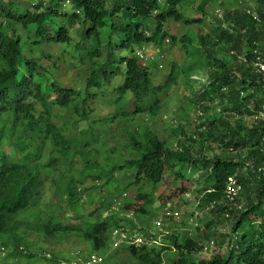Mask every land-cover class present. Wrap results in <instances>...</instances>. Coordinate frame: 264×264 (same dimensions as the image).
<instances>
[{
    "label": "trees",
    "instance_id": "obj_1",
    "mask_svg": "<svg viewBox=\"0 0 264 264\" xmlns=\"http://www.w3.org/2000/svg\"><path fill=\"white\" fill-rule=\"evenodd\" d=\"M159 1L71 0L72 8L79 9L82 14L84 30L81 36L93 39L94 47L86 51L90 66L81 107L75 101L80 93L62 89L60 85L53 83L51 89L55 95V105L64 109L72 108L76 114H80L82 121L87 122L84 109L86 98L90 96L88 91H100L110 86L116 77H121L122 84L114 92L118 98L129 95L134 100V113H144L141 105L150 94L164 93L170 97L180 74L188 77L198 72L197 74H203L207 78L204 93L215 100L217 105L220 104L219 113L234 112L249 118L264 111V87L252 68L256 56L254 50L264 58V29H256L245 16L242 5L247 0H240V9L225 15L224 23L234 24L232 34L219 26L213 31L211 28L206 34L195 36L189 33L179 39L165 33L167 21L172 20L187 27L200 24L208 10L220 5L218 0H196L199 2L196 12L202 17L191 21H185L177 9L183 7L186 0H166L163 9ZM252 1L259 6L264 5V0ZM36 2L32 11L21 13L13 0H0L1 241L10 238L14 254H23V249L30 246L26 240L27 232L36 233L44 241L78 237L84 243L91 244L95 251H106L112 234L120 228L119 222L114 221L112 216L96 223L89 231L84 229L80 215L76 212H73L68 221L58 223H54L50 216L45 217L46 221L37 220L35 223L19 219L27 209L38 208L43 184L40 175L41 153L26 151L21 161H15L5 151L4 144L15 139L17 133H25L31 142L43 146L47 141L51 143L56 157H49L47 166H51L52 162H59L57 164L60 166L68 164L67 167H71L72 158L82 160L81 169L67 174L65 200L70 208L80 200L78 187L85 182L84 173L94 170L89 165L88 147L91 142L86 133L82 132L76 139L66 140L51 122L49 104L36 82L39 76L37 65L33 60L23 57L24 43L16 33L18 26H36L35 36L44 43H68L67 29L61 27L56 31H46L44 23H54L62 15L72 21L78 20L79 16L61 14V6L63 8L66 0H52L48 7L44 0ZM108 2L111 3L110 6ZM260 16L263 18L264 14L260 13ZM116 17L121 22L117 29L113 24V18ZM150 21L155 23L154 29L148 25ZM245 26L248 29L242 33L241 28ZM116 30L118 35L114 34ZM166 39L171 47L181 45L185 50V61L183 67L172 64L165 82L155 87L151 81L150 69L137 59L135 51L151 45L162 48ZM103 44L106 46L105 59L102 63H96L94 60L102 57L100 48ZM221 53L227 54L229 59L220 57ZM121 66H124V71ZM177 69L182 71H176ZM256 97L257 100L252 103ZM237 105L242 108L237 110ZM159 108V100L154 99L147 109L150 115L155 116ZM129 117V113L118 111L110 118L94 122L112 124ZM233 123L231 125L226 117L213 118L198 123L191 135L178 128L173 133L178 137L179 147L173 148H166L151 131L139 133L134 127L125 130L126 138L138 158L125 163L128 169L134 171V176L133 182L128 185L129 191L122 210L145 215L150 212L154 195L162 194L171 202L176 201L185 195L186 184L195 180H199L200 186L202 182L206 184L201 204L215 218L226 209L220 206L226 205L224 195L229 179L240 186L238 197L243 195L248 201L247 209L242 213L238 212L231 229L232 234L227 238L229 251L225 256L219 255L209 261L200 260L198 254L201 253L202 246L191 238L182 237V233L178 232L165 237L168 246H157V249L127 246L129 255L139 263L164 264L162 255L174 251L177 253V260L169 264H232V260L235 261L233 264H264V120L254 121L248 128L242 119L234 120ZM207 142H213L214 148L220 151L212 159L202 155L204 150L213 151ZM18 144L16 141L13 146L22 148ZM240 150L246 151L247 155L237 159ZM231 153H235L237 157ZM93 179L103 180L108 184L112 177L110 172L99 170ZM250 190H253V195ZM108 209L109 205L100 203L89 217L91 219ZM213 224L212 220L208 222L206 230L210 231ZM20 230H23L22 234ZM209 234L206 233V237Z\"/></svg>",
    "mask_w": 264,
    "mask_h": 264
},
{
    "label": "rangeland",
    "instance_id": "obj_2",
    "mask_svg": "<svg viewBox=\"0 0 264 264\" xmlns=\"http://www.w3.org/2000/svg\"><path fill=\"white\" fill-rule=\"evenodd\" d=\"M165 1H159L161 9L164 8ZM13 2L19 7L21 13L32 11L34 5L37 4L36 0H13ZM44 2L46 7H48L51 5L52 0H44ZM218 2L219 6L208 10L206 16L202 17L195 9L199 2L186 0L183 7L177 8L183 15L184 20L191 21L202 17L204 21L187 27L169 20L164 27L165 33L169 37L172 36L177 39L189 33L195 36L209 33L211 28L213 31L222 25L224 15L229 11L240 8V0H218ZM70 5L72 6V3ZM108 5L110 6L111 3L108 2ZM216 9L219 10L215 12ZM61 11V14L65 15H71L70 13L72 12L71 8H62V6ZM78 16L79 18L76 21L65 19L64 15H62L58 16L54 23L50 21L44 23L46 31H56L61 27L67 29L68 43H44L35 36L36 26L28 28L18 26L16 33L24 43L22 49L23 57L33 60L37 65L39 76L36 78V82L40 85L46 102L49 104L51 122L66 140L76 139L82 132L86 133V137L91 142L88 147L90 151L89 165L93 166L94 170H88L84 173L85 182L78 187L80 200L70 208L66 205L65 200L67 174H73L76 169H81L82 160L77 157L72 158L73 165L71 167H67L68 164L60 166V164H57L59 162H52L51 166H47L48 158L56 157L51 143L47 141L43 146L40 143L31 142L25 133H17L15 139L8 144H4L5 151L15 161H21L26 151L32 154L41 153L40 175L43 184L38 208L27 209L19 219L35 223L37 220L46 221L45 217L50 216L54 223H58L68 221L73 212H76L80 215V221L84 229L89 231L96 223L108 216H112L114 221L119 222V229L124 228L126 231L140 230L153 237L155 241L160 243V246H168V242L165 239L167 235H175L181 232L182 237L193 239L202 246V249L209 242L214 243L213 247L198 254L200 260L209 261L219 255L225 256L229 251V239L227 238L232 234L231 229L238 212L242 213L247 209L248 201L243 195L239 196L234 203L220 206L226 209L224 208L225 210L215 218L201 204V197L204 194L203 190L206 184L202 182L200 186L199 180L188 182L185 195L176 201L171 202L167 196L162 194L160 196L154 195L150 204V212L145 215L129 214V222L120 220L122 213L125 212L122 209L114 211L113 214H107L104 211L90 219L89 214L100 203H103L104 206L109 205V209L113 205L115 206V203H120V196L122 193L129 191V189L127 190L128 185L133 182L134 171L128 169L125 163L138 158V155L126 138V129L134 127L139 133H144L146 130L151 131L164 143L166 148H173L179 147L178 137L173 133L178 128L182 129L184 133L191 135L194 133L195 126L198 123L210 121L213 118L217 119V117H226L231 125L234 124V120L242 119L247 128L251 125L252 120L251 117L244 118V115L239 113H219L220 104L217 105L215 100H212L204 93V89L207 88L204 85L207 78L203 74H197L198 72L188 77L180 74L177 85L173 88L170 97L164 93L150 94L141 105L144 113H134V100L129 95L126 94L122 98H118L114 92V89L122 84L123 79L121 77H116L110 86L100 91L94 89L88 91L90 96L86 98V108L84 109L85 113H87V122L82 121L80 114H76L72 108L57 107L55 105V95L51 89L53 83L60 85L62 89H71L80 93L81 95L75 100L79 107H81L80 104L85 92L88 68L90 66L86 51L94 47V42L93 39L81 36L84 30L81 11ZM113 24L117 29L121 24L119 18H113ZM148 25L152 29L155 27L153 21H150ZM224 27H226L225 24ZM114 34L118 35L117 30ZM147 49L156 53L153 60L145 63L150 69L153 86H160L165 82L172 64L183 67L185 50L180 44L176 47H171L169 42V44H163L162 48L151 45ZM100 50L102 57L95 59L96 63H102L105 59V44L101 46ZM220 57L229 59L227 54L224 53H221ZM259 57L264 60L260 54ZM258 60L261 61L260 59ZM256 63L253 64V69H255ZM160 65L161 67H159ZM121 70L124 71V66H121ZM176 71L182 70L177 69ZM154 99L159 100L160 108L158 113L152 116L147 108L154 102ZM256 100L257 97L254 98L252 103ZM236 108L238 110L242 106L237 105ZM118 111L129 113L130 117L124 120H116L112 124L94 122L110 118ZM16 141L19 142L18 145L22 146V148L18 149L13 146ZM207 143H209L213 151L211 149L204 150L202 155L207 159H212L220 151L214 148L213 142ZM240 151L241 153L237 154V159H242L247 155L246 151ZM231 155L236 156L235 153H231ZM99 170L110 172L112 179L108 184L104 182V177V181L93 179L97 176ZM95 182H100L103 188L96 190ZM84 189L87 191L84 192ZM250 192L253 195V190H250ZM121 203L124 204V201H121ZM174 211L178 213V218L172 217ZM232 212H234L233 215H230ZM211 220L215 225L213 224L210 231H207L205 228L206 224ZM119 231L112 237L108 249L99 252L95 251L91 244L84 243L75 236V238L61 237L55 241H44L36 233L29 234L27 232L26 240L30 246L23 249V254H14L12 240L8 238L9 240L5 239L6 241L3 240L2 242L0 237V264H85L87 257L92 255H99L102 258V264H141L129 255L126 250L127 243L119 240ZM22 232L23 230H20V234ZM206 233L210 234L206 237ZM158 245L151 247L157 249ZM76 252L79 255L74 257L73 255ZM27 255H30V257L28 258ZM162 259L164 264H169L177 260V253L174 251L165 252L162 255ZM234 262L232 260V264Z\"/></svg>",
    "mask_w": 264,
    "mask_h": 264
},
{
    "label": "built area",
    "instance_id": "obj_3",
    "mask_svg": "<svg viewBox=\"0 0 264 264\" xmlns=\"http://www.w3.org/2000/svg\"><path fill=\"white\" fill-rule=\"evenodd\" d=\"M70 4H71V0H66V2L63 4V7L64 8L70 7L71 6ZM75 13L79 14V11H75ZM252 17L258 27L260 28L264 27V21L259 19L255 13L252 14ZM253 53L256 55L253 64L256 63V61H258L255 64V69H253V71L258 76L259 83L264 87V60H262L259 57V52L257 50H254ZM136 54L139 57V59H143V60H147L148 57L152 55L150 52L142 51V50L138 51ZM258 59H260L261 61H259ZM241 95H243V93H241ZM251 120H252V123L254 121H259V120L263 121L264 111L258 112L256 115L251 116ZM240 190H241L240 186L237 185L233 179H229L226 192L224 195V203L226 204L234 203V201L237 199L239 195ZM172 217L178 218V213L174 211ZM116 232L113 233V236L114 234L116 235ZM118 236L121 240H128L129 245H133L135 247L150 246L151 244L155 243L150 237L140 234L137 231L132 232L130 237H128L127 234H125L123 231L121 232L119 231ZM213 245H214L213 242H209L206 245V247L203 248L202 251H206L208 248L213 247ZM100 263H102V258L99 256H91L86 261V264H100Z\"/></svg>",
    "mask_w": 264,
    "mask_h": 264
},
{
    "label": "clouds",
    "instance_id": "obj_4",
    "mask_svg": "<svg viewBox=\"0 0 264 264\" xmlns=\"http://www.w3.org/2000/svg\"><path fill=\"white\" fill-rule=\"evenodd\" d=\"M239 5H240V2H239ZM240 7H241V5H240ZM242 7H243V12H244V14H245V16L253 23V25H254V27H256V29H263V27L262 28H260V27H258L257 25H256V23H255V21H254V19H253V17H252V14L253 13H255L256 15H257V17L259 18V19H261L262 21H264V17L262 18L261 16H260V13H263L264 14V5L263 6H259L256 2H254V1H252V0H247V2H246V4H243L242 5ZM64 8V7H63ZM69 8H71V15H73V14H75V15H80V10L78 9V10H74L73 8H72V6H70ZM240 9V8H239ZM217 10H219V9H216L215 10V12L217 11ZM75 11H79V14H76L75 13ZM231 11H229L228 13H230ZM249 12V13H248ZM71 15H68V16H71ZM224 18H225V15H224ZM224 24L226 25V27H224ZM224 29H227L231 34L234 32V24L233 23H224V20H223V22H222V25H221ZM246 29H248L246 26L245 27H242L241 28V32L242 33H245V31H246ZM163 44H169V40L168 39H166L165 41H164V43ZM150 47V46H149ZM148 47V48H149ZM148 51V52H150L152 55L150 56V57H148V59L147 60H143V59H139V57L137 56V52L138 51ZM155 52L154 51H151V50H149V49H147V48H142V49H137L136 51H135V56L137 57V59L138 60H140V61H142V62H144V63H146V62H148L149 60H153V58H154V56H155ZM241 59H243V60H245V58H242L241 57ZM159 67H161V65L159 66ZM252 68H253V64H252ZM99 184V185H98ZM94 186H95V189L96 190H101V188H103L102 187V185H101V183L100 182H95L94 183ZM79 190V189H78ZM127 196V193H122V195L120 196V203H115V206L113 205V207L111 208V209H109V210H107V211H105L104 213H107V214H110V213H114V211L116 212V211H120V209H122V207H123V202L121 203V201H124V199H125V197ZM224 204H226V203H224ZM228 204H226L225 206H227ZM122 211H124V210H122ZM123 215L120 217L121 219L120 220H122V221H126V222H129L130 220H128L130 217H129V214H133V212H128V211H125V212H123L122 213ZM118 230H120V232L121 231H123L125 234H127V236L128 237H130L131 236V233L132 232H135V231H137V232H139L140 234H143V235H145V236H148L147 234H145L144 232H141L140 230H136V229H133V230H131V231H126V230H124V228H121V229H118ZM117 230V231H118ZM116 232V231H115ZM112 237H113V234H112V236H111V241H112ZM148 237H150L155 243H153V244H151L150 246H140V247H146V248H150L151 246H153V245H158V246H160V243H158L157 241H155L154 239H153V237H151V236H148ZM119 240H121V239H119ZM121 241H124V242H126L127 243V245L128 246H133V245H129V243H128V240H121ZM135 247V246H134ZM137 248H139V247H137ZM203 250V249H202ZM202 252V251H201ZM79 255V253H74V257H77ZM92 256H99V255H92ZM91 257V256H90ZM100 257V256H99ZM88 259V258H87ZM87 261V260H86ZM103 262V261H102ZM65 263V262H64ZM75 263V262H74ZM86 264V263H85Z\"/></svg>",
    "mask_w": 264,
    "mask_h": 264
},
{
    "label": "crops",
    "instance_id": "obj_5",
    "mask_svg": "<svg viewBox=\"0 0 264 264\" xmlns=\"http://www.w3.org/2000/svg\"><path fill=\"white\" fill-rule=\"evenodd\" d=\"M66 238H71V237H66ZM73 238V237H72Z\"/></svg>",
    "mask_w": 264,
    "mask_h": 264
}]
</instances>
